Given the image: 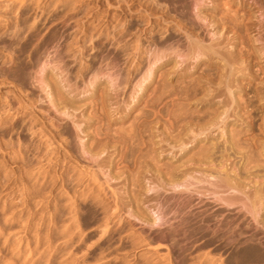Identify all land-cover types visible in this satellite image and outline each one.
Returning <instances> with one entry per match:
<instances>
[{"label":"rangeland","instance_id":"1","mask_svg":"<svg viewBox=\"0 0 264 264\" xmlns=\"http://www.w3.org/2000/svg\"><path fill=\"white\" fill-rule=\"evenodd\" d=\"M3 1L0 0V4ZM45 1L47 4L50 3L49 6L46 4L45 9L31 10V17L17 35L11 33L0 35V45L14 53L17 47L15 40L22 33L29 32L30 28L27 27L32 25L41 27L42 37L58 29L63 33L60 45H51L48 48L41 58L40 66L50 68L58 65L52 55L55 57L59 48L62 53V64L61 68L55 69L59 73L63 69L62 75L60 74V78H63L62 82L64 83L68 78L69 84L75 87L70 95L74 96L76 104L88 106L89 109L84 112L82 108L75 110L70 108L69 111L66 109L65 113L64 109H58L53 105L49 100L51 89L46 86L42 90L40 87V85L44 86V83L38 81L40 79L38 68L33 72L34 78L29 80L26 87L21 88L18 85L14 88L13 83H0V98L11 103V111L16 112L15 109L20 105L18 96L24 95L34 101L40 117L41 113L47 115V118H41V121H44L42 124L31 111L26 109L15 114L12 122L0 125V264H123L119 259L122 252H127V258L131 259L127 264H145L138 258V254L143 250L133 256V249H130L129 245L122 251H117L113 247L105 249L106 235L101 234L105 214L93 203L90 205L95 213L92 218L94 222L88 226H79L84 240L77 238L65 252L58 250V245L64 242V238L58 237L59 224L64 218V214L61 215L62 211L59 210H64V207H59L55 195L62 187L64 190L79 187L76 185V177L79 173L84 174L87 168L94 169L100 181H105V176L110 175L105 165L98 164L100 157L96 158L93 152L87 150V146L94 141V138L86 135L83 118L88 114L94 118V123L88 129L89 132H94L96 128L102 131L109 128L110 133L113 134L111 138L118 141L117 149L113 151L118 159L121 151L129 154V149L122 141L128 139L126 131L140 115L142 108L155 111L160 109L158 111L161 115L160 121L153 122L147 132L153 134L151 155L159 165L181 164L189 155L209 145L213 139L214 142H218L221 149L216 153L217 159L211 162L207 159L203 167H225L228 171H232L231 177L235 176L236 171L239 172L240 178H252V181L262 178L261 175L240 171L239 167L252 151L246 148L235 153L228 147L232 125L224 127L220 123L219 127H212L211 130L198 134L197 146L181 157L183 149L175 146L168 138L169 117L162 113L167 104L165 100L156 108L145 107V101H141L139 108L131 109L129 112L127 110L142 95L146 74L150 72L154 74L153 81L147 83L149 87L145 95L146 98H152L160 82L161 71L171 68L176 62L179 64L186 57L189 41L198 40L205 46L212 44L228 56L235 54L240 56L244 63L250 62L247 71L255 75V80L250 81L247 77L244 81L248 84V93L242 99L245 102L243 112L246 121L243 125L245 127L243 138L247 143L261 138L262 143L257 146L255 153L264 162V105L261 104L264 99L253 96V90L258 86V82L264 81V69L261 67L264 57L260 61L256 58L251 59L250 56V48L253 45L261 47L264 52V20L262 27H246L245 23L249 21V15H244L247 6L251 5L256 17L264 18V1L203 0L204 4L200 5L197 4V0H193L191 7L193 24L180 18L179 8L174 6L172 0H82L77 2L76 7L63 3L55 6L57 0ZM241 1H246L247 6L241 4ZM235 14L239 15L240 21L235 20ZM148 16L147 22L144 18ZM118 20L121 23L114 26ZM174 23L177 24L176 27H171ZM96 27L104 28V32L100 33L101 28L96 31ZM170 33L173 37L168 40L166 38ZM218 39H223L220 45L216 43ZM76 41L80 44L78 48L77 44L71 45ZM164 41L171 42V47L166 49L171 51V55L167 56L171 58V62L161 67L159 63L162 60L155 64L151 55L165 49L162 44ZM106 52H116L117 57L110 54L105 58ZM198 59L204 60L205 54L195 51L193 56L187 59L188 70L195 71L194 76L199 74L206 76L204 66L194 67ZM85 62L90 66L82 74L79 70ZM6 67L7 64L0 62V71ZM178 68L179 66H176V69ZM232 68L237 67L233 65ZM94 75L100 77L102 86L107 80L111 83L109 91L114 99L110 101V110L113 114L106 119L104 117L98 120V115L102 112L98 104L100 97L91 96ZM170 78L171 84H174L185 77L177 72ZM76 92L78 94H75ZM115 97L118 99L117 102H114ZM118 104L122 106V112L115 110ZM192 108L197 107L194 104ZM72 112L73 117H70ZM229 119L232 120L233 117L230 116ZM65 127L69 128L71 135L62 133ZM192 130L196 132L197 129L194 126ZM190 144L191 142L187 143ZM13 155L17 156V159H12ZM49 164L53 165V170L45 172L44 169H48ZM124 164L125 161H121L120 166ZM38 167L42 172L40 176L45 177L54 175V170L57 168L59 171L67 172L65 185L61 186L62 182L59 178L55 185L40 189L35 185L31 175L32 169L34 168L35 171ZM199 171L210 173L206 168H201ZM254 173L262 174L264 170ZM207 178L211 180L212 176L207 175ZM151 180V172H147L143 190L153 184ZM114 185L120 186L121 183ZM252 189V186L247 184L246 191L251 193ZM168 192H177V189L169 188ZM221 196L225 197V195ZM202 199L207 205H214L215 208L223 205L212 196L203 195ZM37 200H40L39 203ZM164 201L163 195L151 201L152 212H159V207ZM203 206L195 205L193 211L197 212ZM19 210L20 216H15ZM127 213L128 210L123 209V215L129 217ZM175 218L172 217L173 220ZM132 219L136 222L135 227H139V221L134 217ZM79 228L76 230L79 231ZM153 246L159 248L160 254L168 251L167 242H155ZM188 261L190 259L187 258L186 262ZM173 263L179 264L174 254Z\"/></svg>","mask_w":264,"mask_h":264},{"label":"bare ground","instance_id":"2","mask_svg":"<svg viewBox=\"0 0 264 264\" xmlns=\"http://www.w3.org/2000/svg\"><path fill=\"white\" fill-rule=\"evenodd\" d=\"M192 1L172 0L174 6L179 8L180 18L193 24ZM77 2L82 0H57L54 5L63 3L76 7ZM46 4L45 0H4L0 4L2 12L0 13V35L9 33L17 35L31 17V10L45 9ZM197 4L203 5L204 2L197 0ZM241 4L247 6L246 1H241ZM244 15H249V21L245 23L246 27H262L264 18H257L251 5L247 6ZM234 17L236 21H240L239 15L235 14ZM144 19L148 22L149 16ZM120 23L118 20L114 26ZM176 25L174 23L171 27ZM27 28H30L27 34L22 33L16 38L17 47L14 53L0 45V62L7 64V67L0 71V83H13L14 88L18 85L21 88L26 87L29 80L34 78L33 72L38 68L40 69L38 81L44 83V86L40 85V87L42 90L46 86L51 89L49 100L53 105L58 109H64L65 113L66 109L69 111L70 108L74 110L82 108L84 112L88 111V106L77 105L74 96L70 95L75 87L69 84V79L66 78L65 82H62L63 78H60V74L62 75L63 69L60 73L55 69L61 68L62 64V53L59 48L55 57L52 55V58H56L58 65L50 68L40 66L41 58L48 48L51 45H60L63 33L54 29L42 37L41 27L32 25ZM96 28L98 31L101 27ZM101 29L100 33H103L104 28ZM172 37L173 34L170 33L166 39L169 40ZM222 42L223 39L216 41L218 45ZM77 43L78 41L71 45ZM162 44L165 49L153 53L151 57H154L155 64L162 60L159 66L164 67L171 62V58L167 57L171 55V51L166 50L171 47V42L164 41ZM79 46L80 44H77V48ZM195 51L205 54V59H198L194 67L204 66L206 76L201 74L194 76L195 71L188 70L187 59L193 56ZM110 54L117 57L116 52H106L105 58ZM250 56L251 59L256 58L261 61L264 52L261 47L253 45L250 48ZM233 65L237 68H232ZM89 66V63L85 62L79 71L84 74ZM176 66L179 68L176 69ZM261 67L264 69L262 61ZM249 68L250 62L244 63L238 55L228 56L212 44L205 46L198 40H191L187 46L186 57L179 64L176 62L171 68L161 71L160 82L152 98H146L145 95L149 87L147 83L153 81L154 74L152 72L146 74L143 93L127 112L139 108L141 101H145V107L156 108L165 100L167 104L162 113L169 117L168 138L174 142L175 146L183 149L181 157L197 146L198 134L209 131L212 127H219L220 123L224 127L232 125L228 147L235 153L246 148L252 151V154L248 155L239 167L240 171L261 175L262 178L252 181V178H240L239 172L236 171L235 176L231 177L232 171H228L225 167H203L207 159L210 162L216 160V153L221 149L218 142H214L213 139L209 145L189 155L181 164L159 165L151 155L153 134L147 132L153 122L160 121L161 115L158 113L160 109L155 111L142 108L140 115L126 131L128 139L122 141L129 149V154L121 151L120 157L116 159L113 151L117 149V139L111 138L112 133L109 128H105V131L96 128L94 132H89L88 129L94 123V118L88 114L83 118L84 127L87 131L86 135L93 137L94 141L87 146V150L93 152L96 158L100 157L98 164L105 165L110 175L105 176V181H100L97 178L98 173L94 169L87 168L84 174L79 173L76 177V185L79 187L73 190H64L62 187L55 195L59 207H64V210H59L62 211L61 215L64 214V218L61 219L58 229V237L64 238V242L58 245V250L65 252L77 238L84 240L79 226H88L94 222L92 218L95 213L90 205L93 203L105 214L101 232L106 235L105 249L113 247L117 251H122L129 245L130 249H133V256L143 250L138 254V258L145 264H174L173 254L179 264H264V173H254L264 170V162L255 153L262 140L258 138L247 143L243 138V128H245L243 125L246 121L243 112L245 102L242 99L248 93V84L244 81L247 77L250 81L255 80V75L247 71ZM177 72L185 78L171 84L170 77ZM101 84L100 77L94 75L91 96L100 97L98 104L102 112L98 115V120L104 117L106 119L113 114L110 110V101L114 99L109 91L110 80L105 81L104 86ZM253 92V96L263 100L264 81H259ZM117 100L115 97L114 102ZM18 101L20 105L14 113L11 111V103L0 98V125L12 122L15 114L26 109L44 124L41 118H47V115L41 113V117L39 116L32 99L19 95ZM194 104L196 109L192 108ZM261 104L264 105V101ZM115 110L122 112L123 108L118 104ZM230 116L233 117L232 120L229 119ZM70 117H73V112L70 113ZM194 126L197 129L196 132L192 130ZM62 133L71 135L68 127H65ZM189 142L191 144L187 145ZM148 145L150 146L145 149ZM11 158L17 159V156L13 155ZM121 161H125L126 164L120 166ZM48 166V169H44L45 172L53 170V165ZM201 168L210 170V173L199 171ZM33 169L31 175L35 185L40 189L55 185L59 178L62 182L61 186L65 185L67 172L59 171L57 168L54 170V175L49 177L41 175V177L40 167L35 171ZM147 172H151L150 182L153 184L143 190ZM207 175L212 176L211 180L207 178ZM116 183L121 185L115 186ZM247 184L253 188L251 193L246 191ZM169 188L177 189V192H168ZM22 195L25 197L24 193ZM162 195L165 201L159 207V212L153 213L150 202ZM203 195L212 196L223 205L216 208L213 207L214 205H207V202L202 199ZM37 201L39 203L40 200ZM195 205L204 206L196 212L193 211ZM233 208L235 210H231ZM123 209L128 210L129 217L123 215ZM20 213V210L17 211L15 216H20ZM132 217L139 221V227H135L136 222ZM172 217L176 218L173 220ZM76 228L80 230L77 231ZM162 241L167 242L168 245V251L164 254H160L159 248L153 246V243ZM127 256V252H122L119 256L123 264L131 260ZM187 258L190 261L186 262Z\"/></svg>","mask_w":264,"mask_h":264}]
</instances>
